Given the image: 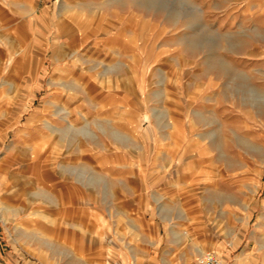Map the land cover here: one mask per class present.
Returning a JSON list of instances; mask_svg holds the SVG:
<instances>
[{
	"label": "rangeland",
	"instance_id": "1",
	"mask_svg": "<svg viewBox=\"0 0 264 264\" xmlns=\"http://www.w3.org/2000/svg\"><path fill=\"white\" fill-rule=\"evenodd\" d=\"M0 203V264H264V0H0Z\"/></svg>",
	"mask_w": 264,
	"mask_h": 264
},
{
	"label": "built area",
	"instance_id": "2",
	"mask_svg": "<svg viewBox=\"0 0 264 264\" xmlns=\"http://www.w3.org/2000/svg\"><path fill=\"white\" fill-rule=\"evenodd\" d=\"M201 264H224L223 261L215 253H206L201 258Z\"/></svg>",
	"mask_w": 264,
	"mask_h": 264
},
{
	"label": "crops",
	"instance_id": "3",
	"mask_svg": "<svg viewBox=\"0 0 264 264\" xmlns=\"http://www.w3.org/2000/svg\"><path fill=\"white\" fill-rule=\"evenodd\" d=\"M0 208H2L1 203H0ZM202 254H204V252H202ZM204 255H205V254H204Z\"/></svg>",
	"mask_w": 264,
	"mask_h": 264
}]
</instances>
